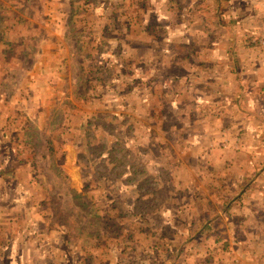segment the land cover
I'll list each match as a JSON object with an SVG mask.
<instances>
[{"label":"rangeland","instance_id":"obj_1","mask_svg":"<svg viewBox=\"0 0 264 264\" xmlns=\"http://www.w3.org/2000/svg\"><path fill=\"white\" fill-rule=\"evenodd\" d=\"M230 37L256 65L264 0H0V264H264V215L220 198L264 151L203 157Z\"/></svg>","mask_w":264,"mask_h":264},{"label":"crops","instance_id":"obj_2","mask_svg":"<svg viewBox=\"0 0 264 264\" xmlns=\"http://www.w3.org/2000/svg\"><path fill=\"white\" fill-rule=\"evenodd\" d=\"M257 37V40L262 39V37ZM251 41L253 42V40ZM256 45V43L252 44L245 41L243 42L244 52L246 51L247 54L250 55H252V53H256L258 56H260V58L256 59L257 61H255V65L253 64L254 61L253 63H250L249 61L241 59L240 54L244 53H240L241 49H239V43H234V37H230L229 46L227 49L228 55L230 57L228 64L234 68L228 70L227 75L223 74L225 75V78L222 77L219 73H215L214 75L216 79H219V77H221L224 82L220 85L219 92L211 100L219 104L225 103L224 105H226V107H218V110L213 112V117L224 119L226 123L219 124L217 125V127L214 126L210 129V131H207L208 128H206V131L204 132L205 135H208L210 137L219 135L221 138H223L221 139V141H218L217 148L215 147L214 149H212V147L215 145V143L210 139V142L208 144L211 147L206 148L207 150L203 154L206 164L211 163V166L221 164V166L223 165V167H239L245 169H252L256 166H261L260 164H258V162H255L251 160V158H249V153H251L252 155H256L258 152L263 153L264 151V135H262L264 131V111L261 108H258L257 104H255V106L248 105L247 107H238V104L242 103V100H245L246 91H244V88L246 84L253 85L255 88H259L260 90L264 89V82L262 81L264 79L261 77V75H264V60H260L264 52V48H262L261 52V50L256 49ZM222 51H216V54L220 58L222 53L225 52ZM213 54L215 55V51H213ZM217 63L220 64L218 61ZM248 73L250 75H248ZM217 75L219 76L217 77ZM238 87L241 89L238 90ZM209 102L210 101L207 100V103ZM214 102H212V104ZM236 107L239 109V111L237 110V116L233 117V111H236ZM236 118L239 119V123L235 122ZM259 135H262L263 138H260ZM247 136L254 139V142L252 144H249V142H247ZM211 142L212 144H210ZM257 157L259 158V160L261 159L260 155H258ZM262 161L263 160H261L260 162ZM246 176L247 182L243 184L245 186L243 190H238L235 184L237 182H233V187H229V189L225 190L220 198L232 200V207L235 208V212L236 209H238L240 211H244L246 215H248L249 211L252 210L254 214H252L251 216H263L264 203L259 204V206H261L259 207V209H255L258 206L254 205V202L261 200L264 201V186H260L261 184H259L263 176L259 175L256 179L250 178V176L247 174ZM241 177H243V175H241ZM217 180L218 179H216L215 181L216 183H218ZM229 184L231 185L230 182ZM199 197L202 199H207L208 196L205 193H199ZM209 198L212 199L213 196H209ZM210 213L212 214V211Z\"/></svg>","mask_w":264,"mask_h":264},{"label":"trees","instance_id":"obj_3","mask_svg":"<svg viewBox=\"0 0 264 264\" xmlns=\"http://www.w3.org/2000/svg\"><path fill=\"white\" fill-rule=\"evenodd\" d=\"M70 13H71V10H70ZM175 78H179V77L176 76ZM47 143H49V142L47 141ZM48 150H49V153L52 152L51 146H48ZM56 172L60 173L59 169H57ZM78 196H80V194H74V197H78Z\"/></svg>","mask_w":264,"mask_h":264}]
</instances>
